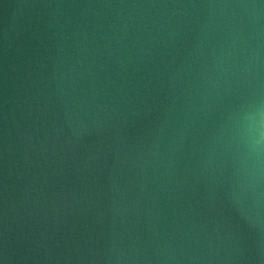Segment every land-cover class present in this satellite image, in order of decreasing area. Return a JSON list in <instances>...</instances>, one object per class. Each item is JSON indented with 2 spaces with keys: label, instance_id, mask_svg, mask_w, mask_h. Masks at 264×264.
Returning <instances> with one entry per match:
<instances>
[{
  "label": "water",
  "instance_id": "95a60500",
  "mask_svg": "<svg viewBox=\"0 0 264 264\" xmlns=\"http://www.w3.org/2000/svg\"><path fill=\"white\" fill-rule=\"evenodd\" d=\"M0 264H264V0H0Z\"/></svg>",
  "mask_w": 264,
  "mask_h": 264
}]
</instances>
